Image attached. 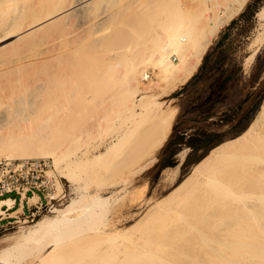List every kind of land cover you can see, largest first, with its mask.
I'll use <instances>...</instances> for the list:
<instances>
[{"label": "rangeland", "instance_id": "1", "mask_svg": "<svg viewBox=\"0 0 264 264\" xmlns=\"http://www.w3.org/2000/svg\"><path fill=\"white\" fill-rule=\"evenodd\" d=\"M94 1H96V0H94ZM103 1H105L106 4ZM103 1L99 0L98 2H94V4L97 3V4H95V6L96 5L97 6L96 7L94 6V11L96 9L97 12H100V14H97L96 11L94 13V16L97 17L98 20L96 18H94V21L97 20L96 22H94V29L91 30V32L89 34L82 32L81 33L82 37H79L76 34V31L78 30V27H79L76 19L75 18H69V19H66L64 21L58 22V23L52 25L51 27L49 26L50 28H48L46 30L43 29L44 32H43V30H40L38 33L32 34L27 38L24 37L25 39H19V41L17 40L18 36L15 34L9 36L8 39L3 38L4 42L0 40V48L2 47V49H0V54H1L0 58L1 59L8 60L9 58H11V55L15 56V53L25 51L29 47H30L29 49H31V47H32L33 50L39 54H41L43 52V54L41 56H39L36 60H26L23 62L22 65L13 66L11 68H4V69L0 70V98L4 97L3 101L6 100L7 103L10 102L9 104L12 105V109H10L11 111L9 110L10 114H7V116H5L4 118L2 116L0 117V146L2 144L5 146V144L3 142H7V139L9 140L8 135L9 136L12 135V136H10V138H12L11 140H15V141L18 138H19L18 141H20L21 140L20 138H22L21 135L25 136V135H27V134L29 135L31 133H33L34 137L36 138L37 134L34 132L41 128L42 130L40 129V130L36 131L38 133L40 131H42V133L40 132V135L42 134L41 136L47 135L46 138L48 136H49L48 138H51L52 135H48V134L53 133V136H55V137L53 138V136H52V138H51L52 141L57 139V140H55V142L48 140V143L50 141L52 144L53 143H54V145L56 144L55 146L60 144L59 147L61 149L65 148V150L64 149L59 150V148H57V150H56V152L59 151L57 153L59 155L56 154L59 157V164L58 165H56L54 163V158H52V157H49V156H43V157L42 156H37V157L35 156L34 157V156H32L33 158H49V159H51V161L53 163V168H54L53 173L56 176V180H57V190L54 192V194H55V196L64 195L63 199L58 200V201L55 200L54 201L55 205L52 208H47V209H44L43 211H40V212L34 211L35 215H33L32 217H24L19 221V223L11 225V226L7 227L6 229L0 230V252H2L8 246V244L5 243L6 239L19 234L21 231L25 230L27 227L34 225L35 222L40 220V219H43L45 217L55 216V213L53 212L54 209H63V208H66L67 206H71V205L74 206L75 203H76L75 206L77 205L76 208L85 207V206H87L89 208L94 207V199H95L94 195H95V193L98 194V192H99V194L102 195L101 196L102 199L106 202H109L106 206L109 210L107 212L106 217L102 221H100V223H97V222L94 223L93 222V228L92 229H91L92 225L91 226L89 225L90 226L89 232H91V231L94 232V230L98 229V228L99 229H105V228L109 227V228L117 229L121 233L124 232V235L127 234V235H125V239H127L131 243L132 238H133V240H134V238H135V240H137L136 237L139 238L140 236L142 238V235H139V234H142V231H143L144 240L142 239L143 241L141 240V242H139L138 240L137 241H138V243H140L139 244L140 246H141V244H143V242L145 243L144 246L145 245H147V246L144 247L142 245L141 247L140 246L139 247L141 249L144 247L143 250H145L146 253H149V255L152 254L153 257H155L157 255V257H155V258L157 260L160 258L162 261V262H159V264L160 263L165 264L166 262H168V264H193L192 261L194 262V264H196L195 263L196 261H197V263L201 262L200 264H203V263L207 264L208 263L207 259L210 256V255H208L209 252L211 254H213L212 250L214 251V249L211 247L212 245H210V247H209L210 249L206 246V245L209 246V244H206L207 238L214 233L215 234L210 236V237H213V236L217 237L219 235H220V237H222V236H224V234L227 233V231L224 230V226H226L225 225L226 221L224 222V224H223V222H221V226L223 225L222 226L223 229H222V227L219 226L220 225V222L218 220V219H220L219 217H221V214H222L221 218L224 220V216H223L224 214L226 215V214L232 212V209L235 210L236 208H241L242 206L245 205V203L243 202V204H241L242 203L241 201L238 202L239 200L237 201L236 199H240V198H237V196L236 197L233 196V198H235L234 200L236 201L235 204L233 202H231L230 199L233 200V198L231 196H230L231 197L230 199H229V197L227 198V200L229 201V204L227 203L228 205H225V202H220V203H224V204H220V205H218L219 204L218 202H215L213 204V206H215V204L217 203L215 207H213V208L208 207V209H207V212H209V214L212 213L211 217L208 214V217H209L208 218L207 216H205L207 214V212H205L206 213L205 215L203 214L204 213L203 211H205V210H203L204 207L202 208V211H201V208H198V209L195 208V207H199V206L201 207L203 205L205 206L207 204L206 202L205 203H202V202L199 203L200 200L198 198L206 195V193H208V194L210 193L209 190H205L208 185L207 186L204 185V187L206 186V188L204 189V187H203L202 188L203 191H201L199 193L198 192L196 193L195 190L191 191L192 189L195 188L194 187L195 182L189 183L188 186L186 185L187 187H183L181 189L180 188L178 189V184L192 172L193 167L197 164L196 163V164L191 165V166L185 165L186 158H187L189 152L191 151V149L187 146L181 147L178 154L175 157V165L163 169L161 171L160 176L158 177V172L160 169V161H161L162 155L164 154V150L167 147V145L171 139V135L174 132L175 125H177V129H176L175 134H180L184 128H190V132H195L198 129H210V130L222 133L226 137L225 141H228L230 139L237 137V136H233V134H235V132L239 129V127L242 126L241 124H243V125L247 124V128L250 126V124L252 123L253 119L255 118L257 112L259 111V109H260V107L264 101V27L260 26L259 21H258V17L256 14L254 19H252V20H249V21L241 20V21H239L238 24L234 27V29H232L229 32V35L226 38V46L230 47L232 56L235 59L242 62L243 68H244V73H243V76H242L240 82L238 83V85L235 86L231 90L229 100L227 102L223 103L222 105H220L216 109V116L215 117H213L209 121H205V120H202L201 117L195 118V116L189 112H185L184 114H182L180 116L182 103L185 102L187 104L192 98H194L195 100H199L200 98L207 96V93H205L206 92L205 88L200 87V86L198 87L197 84L192 85L190 88H188L185 91H181L178 96H175L174 94L177 91H180L185 84L180 85L176 90H174L170 94L161 97L160 100L171 101L173 105H176L178 107V114H177L173 129L171 131V134L169 136V139L167 140L165 146L161 150V153L158 157V160L153 164V166L150 169L134 176L129 182H127L125 184H121V183H116V182L120 181L121 178H123L122 175H125L124 173H125L126 169H125V166H123L125 164L122 163L123 165H121V162L119 163L120 165L116 164V162L101 164L102 162H99V163L94 165V156L97 154H100L101 152H103L105 150H107V148L113 142V139L117 138L119 133H121L123 128L128 123L127 113L124 111V108L121 107L123 105L122 104L123 100L120 99L121 94L120 95L117 94L116 98L114 97V98H112V100L109 99L108 97L113 94L112 92H114V91L121 92V90H124V88L126 87V85H125L126 81H125V83H123L124 82L123 79L126 77V73H124L125 72L124 69L126 68V72L128 71L127 67L130 68V66H131L130 63L134 62V61H132V60H134V58H132V57H134V55H137L135 60L136 59L140 60V61L142 60L141 62H144V64L147 65L145 67V70H146L147 74L149 75L148 78L143 80L142 85L140 86L139 93H138L139 96L143 97V96H148V95L155 94V93L159 92V90L164 86V82L162 81L161 70L159 69V67H156L157 65H155V63L158 62L157 56L148 57V55L150 54V51H149V53H147L148 52L147 47L158 46L157 44H155V42L150 43V41L152 40L151 37L155 38L156 33H158V32H159L158 34L160 35L161 29H162V33H163V31L169 30V29H167L166 25H168V28H171L173 26V23L175 24L176 21L179 22L180 27L182 26L181 24H184L181 27L182 29L177 27L178 22L175 24V25H177L175 27H177L178 29H181V30H187L188 27L190 29V26L193 24L194 21H195V23H194L195 26L197 24L196 22H199L198 24H201L200 22L203 20V18L205 19L204 15L207 13V11L209 12V10H210L209 7L212 8V10L214 9L213 3H215L216 0H213V1L210 0L212 3H210L209 0H206L207 2L205 0H180L184 5L183 7L180 6L182 9H180V8L177 9V7H178L177 4H175V5L172 4V6H171L170 4L174 3L173 0H170V1L161 0L163 2V4L161 3L160 0H146V1L139 0V1H142L141 2L142 4L140 2H138V0H134L133 3H132V0H103ZM125 1H127V2H125ZM158 1H160V3L163 6H165V8H169L170 6H171V8H173L174 6L175 7L172 10L168 9V11H167V9H165V11H164L165 13H164V12H162V10H164V7L162 5H161L162 7H160V4ZM165 1H166V3H168V5H170L169 7H167L166 4H164ZM251 1L252 0H249L247 5ZM128 2L131 4H129ZM175 2H176V0H175ZM204 2H206V3H204ZM102 3H103V5H102L103 7L101 6ZM135 3H137L138 5ZM150 4L153 6H151ZM211 4H212V6H211ZM23 5L21 2V5H20V7L22 6L21 10L18 7L19 8L18 11L21 12L23 9L22 14L26 18V19L24 18L25 22H26L27 20H29L30 18L33 17V16L31 17L32 10L38 6V3H37V0H33V1L30 0L28 3H26L25 6H23ZM122 5L125 6L126 8H130V6L132 5L133 8L131 7V9H129L130 11L128 12V11H125L128 9H125V7H123ZM128 5H130V6H128ZM157 5H159V6H157ZM106 6H107V8H106ZM206 6H208V7H206ZM246 6H245V8H246ZM263 6H264V1L260 4L258 11ZM27 7H28V9H27ZM111 7L113 10L111 9ZM146 7H148V9ZM1 8L3 9V6L0 5V11L2 12ZM101 8H102V10H101ZM104 8H106V10H108V11H104ZM157 8H159L160 10L162 8L163 9L161 11H159V9H157ZM245 8H244V10H245ZM24 9H25V11H24ZM99 9L101 11H99ZM120 9H121V11H123L122 13L120 12ZM179 9L181 11L183 10V12H185L186 14L188 13L186 15V17H188V15H190V14L193 16V19H192V17L190 19L188 18L189 20L186 18L188 21L194 20L193 22L190 21V25H189L188 21H187V23L185 22L186 24L182 21V19L184 17L182 19H180L179 15H177L178 18L181 20V22L179 21L177 16H176V18L174 17L173 14L176 15V12L179 11ZM212 10H210V12H215V10L217 11V8L215 7V10H213V11ZM18 11L17 12H16V10L9 11V13L3 12L4 13V15H3L4 19H5V14L7 13L6 14L7 19L5 20V23H4V19L1 20L2 18H0V21H2L4 23V25L0 28L1 29L0 33L2 32L1 34H3V32L5 31L4 28H6L7 25L10 24V22H13L12 20L17 15L19 16L21 14V13L18 14ZM102 11H103V13H102ZM142 11H143L144 15H143ZM200 11H201V13H198ZM106 12H108V14ZM3 13L0 14L1 17H2ZM117 13H118V15H117ZM102 14L105 15V17H106L105 19H104V16H102L103 18L98 16V15H102ZM114 14H116V15L114 16ZM169 14H170V18H171V16H173L175 19H178V20H175V22L171 21L172 18H171V20H169V18L166 16V15L169 16ZM180 14H184V13H180ZM200 14H201V16H200ZM239 15H237L235 18H237ZM156 16L158 19L156 20V24H153V23H155ZM99 17L101 18V20ZM149 18L151 19V21ZM152 18H154V19H152ZM102 20H104V21H102ZM20 21L23 22L24 20H20ZM98 21H100V22H98ZM187 24H188V27H187ZM202 24H203V21H202ZM185 25H186V27H184ZM193 25H192V27L195 28V26H193ZM228 25H226L220 31V33L216 36L217 38L216 37L214 38L212 44H214L220 38V36L225 33V30H226ZM158 26L161 27V29ZM164 26H165V28H164ZM152 27H154V28L152 29ZM183 28H185V29H183ZM174 29L176 30V28H174ZM150 30H151V34L153 33L152 31H154L155 34L151 35L149 32ZM80 31H81V29H80ZM5 33H6V31H5ZM136 33L139 37L136 36ZM158 34H157V36H159ZM140 37H142V38L140 39ZM76 39L78 41H76ZM68 40H71L70 43H73V44L76 43L74 46H94L93 52H91V49L88 51L85 48L88 52V54L86 55V58L87 57L88 58L86 61H82L83 64H87L88 62H90L94 58V100L92 99L93 102L91 101L92 102L91 104H90V101H87V102H89V104L87 102H84V99L82 97V95L84 93L83 92L81 94L80 98H78L79 97V95H78V97H77L78 100L76 99L74 101V104H72V103L69 104V102L67 103L66 101H64L65 103L63 105L59 101L60 102L59 105L61 107L65 108V110L67 111V114H70V116H68L67 114L64 115L65 117L62 119V121H60V123L58 122L56 124L57 121H55L54 123L52 121H50L51 120V118H50L51 113L50 112L53 110L52 109L53 103L50 102L51 103V105H50L48 103V101H46V100H48V98H47L48 96L46 94L47 91L44 92L43 89L39 90V89L33 87V85L35 84V83L33 84V82H34V78L36 80V78L38 79L39 77L40 78L46 77L45 73H47L46 72L47 69L44 70L45 69L46 56L44 55V52L46 51L47 46H64L63 44L66 43ZM143 40H144V43H141V42H143ZM11 42H12V44H11ZM8 43H10V44H8ZM5 44H6V47H5ZM3 45H4V48H3ZM12 46H13V48H12ZM41 46H43V48H41ZM134 46H137L138 48L134 47ZM135 48H137V49H135ZM146 48H147V50H146ZM129 49H134V51H136V52L138 51L139 53H140V51H144V52H143V54H142V52H141V54H139V53H136L133 51L135 53V54H133L132 50H129ZM138 49H140V51ZM13 50L15 53L13 52ZM125 50H126V52H125ZM169 51H170L169 54L173 53V52H171V50H169ZM124 52L127 53V57H126V54L124 55ZM128 52H129V55H128ZM5 54H6V56H5ZM138 54L143 55V56L145 55L148 58H146L145 56H144V58H143V56L142 57L140 56L141 57V59H140ZM253 54H255V55L251 59V56ZM93 55H94V57H93ZM8 56H10V57H8ZM257 56L259 57V61L257 62V66H256L255 70L252 71V67L255 63ZM125 57L128 59H132V60L131 61L127 60ZM6 58H8V59H6ZM13 58H15V57H13ZM156 58H157V60H156ZM169 58L171 60L173 59L172 61L175 63L178 62V59H177V57H175L174 54H171V56H169ZM1 59H0V61H4ZM137 60L135 62L141 63L140 61H137ZM135 62H134V64H135ZM126 63H128L130 66ZM141 66L142 67L144 66L143 63H141ZM123 73H124L125 77H123ZM17 75H19L20 77L22 75L20 80L24 81L23 82L24 84L22 83L21 85H25V87L28 85L29 87L27 86L28 88L24 89V90H27L28 93L24 91V92H22V94H24V95L19 94L18 96H16V97L20 96L19 98L21 99V97H22V99L19 100V98H17V102H15V101H11L12 99L7 100L6 95L8 94L9 91L2 90V86L4 84H6V82L8 81L9 78L19 77ZM26 78H28L29 80L28 79L26 80ZM125 80H126V78H125ZM26 83H27V85H26ZM4 87H5V85H4ZM33 88H35V89H33ZM29 90L30 91L32 90L31 93ZM3 91L7 92V93H3ZM39 91H41V92H39ZM26 93L28 94V96H25ZM110 93H112V94H110ZM114 93H116V92H114ZM38 94L40 96H38ZM89 94L91 96L92 93H89ZM45 98H47V99H45ZM106 100H108V102ZM18 101H20V102H18ZM0 102H2V101H0ZM12 102L14 103V105ZM15 103H18V104L15 105ZM20 103L22 105H20ZM48 107H50L49 110H48ZM10 108H11V106H10ZM81 108H82V110H81ZM93 108H94V110H93ZM78 111H80V112H78ZM48 112L50 113V115ZM78 113H80L82 116L84 114L85 115H84V117H81V119H80V114H78ZM92 113H93V116H92ZM86 114L89 117L94 119V127L91 126V127L87 128L86 120L89 117L87 116L88 118H86ZM8 115H9V117H8ZM48 116H49V118H48ZM75 118H77V119H75ZM226 120H229V121L232 120V122L228 123V124H224V121H226ZM79 121H81V123H79ZM82 123H84V124H82ZM71 132L73 135L71 134ZM33 134H31L32 138H34ZM28 135H27L26 139L29 138ZM60 137H62V138H60ZM3 138L6 141L3 140ZM13 138H16V139H13ZM23 138H25V137H23ZM42 138L44 139V137H42ZM46 138H45V140H46ZM71 139H73V140H71ZM45 140H43V141H45ZM37 141L39 142L40 140L39 139L36 140V143H37ZM65 145L67 148L65 147ZM30 146H33V147L30 148ZM34 146H35V144L33 145L32 143H30L28 145V147L32 150H35ZM174 146H173V148H174ZM8 148H3V146L0 147V151H1L0 157L1 158H3V157L7 158L9 154H12V156L16 155V157L15 156L14 157L18 158V159H19V155L22 156L21 154H19L20 151L19 152L16 150L14 151V147H11L9 149ZM30 149H29V151H30ZM65 151H66V153H65ZM24 152H28V151L25 150ZM31 152L35 153L34 151H31ZM181 152H185V157L183 159H181V157H180ZM16 153H18L19 155ZM119 153H121V149H116L113 152V154L115 156H117ZM169 153H170V151H167L166 154H169ZM9 156H11V155H9ZM28 158H30V157H28ZM20 159H22V158L20 157ZM81 162H82V164H81ZM79 164H81V165H79ZM83 168L85 169V172H84ZM71 169H73V170H71ZM66 173L69 175L68 178L64 177V175ZM198 176H196V177H198ZM248 176L250 177V175H248ZM248 176L246 178H249ZM244 177H242V178L240 177V179L238 178L239 180L238 179L233 180L232 183H234V185H232V187L236 186L235 181H237V182L239 181L238 182L239 184L242 181L243 182L245 181V183L247 184V182L245 180L246 178H244ZM242 179H244V180H242ZM196 180H197V178H196ZM240 180H241V182H240ZM101 182L104 183L106 186L111 184V183L112 184L114 183V185L109 186L107 188L100 189L98 185ZM243 182L240 184V187L242 186L247 191L253 189L252 186L248 187V189H247L246 185ZM239 184L236 186V188L234 187V189L231 187L233 192H235L234 190H236L238 193L242 192L243 188H239ZM242 184H244V186ZM210 186H212V185H210ZM240 189H241V191H238ZM245 189H244V191H245ZM210 190H212L211 187H210ZM189 191H191L192 193H195V196H194V194H192L193 200H192V198H190V200L193 203H191L190 200H188L187 203L183 202L184 204L181 202H177V203L174 202V200L179 199V197L183 196V194H185ZM214 191H211V192L214 193L213 195L215 196V198H217V199H218V197L220 198V196L215 195L216 193ZM233 192H232V195H233ZM194 198H195L196 202L194 201ZM197 200H199V201L197 202ZM251 200L249 199V201H248V199H247L246 205L251 206V205L255 204L256 205L255 208L261 214L263 213V215H264V212H263L264 211V206H263L264 202H261L259 200L260 202H258L259 203L258 204L255 200H253L254 203L250 202ZM230 202H231V206H230ZM261 203H263V205H261ZM156 204H157V206H156ZM177 204H178V206L176 207ZM179 204H182V207H179V206H181ZM199 204H201V205H199ZM232 204H233V206H232ZM197 205H199V206H197ZM223 205H225V206H223ZM255 205H253V206H255ZM192 206H195V207H192ZM227 206H230L231 208L228 209ZM234 206H237V207H234ZM168 207H169V209H168ZM225 207H227V208L225 209ZM160 208H162L163 210L165 209V211L167 209H168V211L170 209H172V211H170L171 213H168V211H167L168 215L166 214L164 216V218L170 217L171 219L170 218L169 219L163 218V220H165L166 222L169 221L171 223L168 222V224H167V223H165V221L161 220L162 222L158 221L159 224L156 222L154 224V226L153 225L150 226L149 223H150V220H152L151 216H153L154 210H155L154 215H156L158 212L163 211ZM173 208L175 210V213L173 211ZM210 208H211V210H210ZM196 209H197V212H196ZM212 209H214V210H212ZM158 210H160V211H158ZM198 211L199 212L201 211V212L199 213ZM210 211H213L215 215H213V212H210ZM216 211H217V214H216ZM220 212H221V214H220ZM235 212L236 211H234V213ZM199 215L203 216L204 218L202 219V217H200ZM230 215L233 216L234 214H230ZM230 215H227L229 217V219H230ZM215 216L216 217L218 216L217 219L214 218ZM184 217H185V219H184ZM199 217L203 221L205 219L204 224H202L203 221L201 223V220H199ZM206 217H207V219H206ZM252 217H254L256 219L255 220L254 218H252L254 221L253 222L251 220L252 224L255 223V225H256L257 223H259V221H262L261 224L264 225V223H263L264 219L259 220L261 218L257 217V218H259L257 221V218L255 217V215H253ZM148 218H150V220H148ZM177 218H178V220H177ZM210 218H211V220H210ZM213 218L215 220H213ZM229 219L225 218V220H229ZM196 220L198 222V226H200V224H201L199 229H198V226L196 228L193 225V224L197 225ZM147 221H148V223H147ZM190 221H191V223H190ZM206 221H207V223H206ZM227 223L230 224V221H227ZM172 224H173V226H172ZM186 224H188V225H186ZM189 224H191L192 226L191 225L189 226ZM208 224H209V226H208ZM214 224H215V226H214ZM259 225L260 224H258L256 226H259ZM148 226L151 229L153 228L154 231H153V229L152 230L149 229ZM186 226L187 227L189 226L188 228H191V230H189ZM211 226L212 227L214 226V228H212ZM253 226H254V224H253ZM260 226L257 228H260ZM183 227H185V228L183 229ZM192 227H193V229H192ZM209 227L211 230L209 229ZM158 228H159V230H158ZM195 228L198 231H196ZM202 228H203V230L201 232L200 229H202ZM215 229H216V231H215ZM172 230H173V232H172ZM185 230H187V232ZM220 230H222V231H220ZM199 231H200V233H199ZM260 231L262 232V228H260ZM179 232H182V233H179ZM218 232H219V234H217ZM262 233H263L262 235L264 236V231ZM154 234H156V236L158 234V236L156 237ZM180 234H182V235H180ZM199 234H201L202 237ZM138 235H139V237H138ZM178 235H180L181 237ZM164 236H165V238H164ZM174 237H176L175 239H178L180 237L179 240H177L178 244L176 243V240L174 239ZM146 238L148 241L149 240H151V241L145 242ZM181 238H184V240H181ZM202 238L203 239L205 238L204 240L206 242L203 241ZM157 240H158V242H157ZM189 240H190V242H189ZM200 240H202V241L200 242ZM101 242H102V240H101ZM162 242H163V245H161ZM196 243H198V244L196 245ZM199 243H201V244L204 243L202 245L203 247H201V245ZM132 244H134V241ZM97 245L100 247L99 248L96 246L97 248H99V250L102 249L103 244L101 245V243L100 244L98 243ZM108 245H110V243H106V246H108ZM152 245H153V247H152ZM199 246H200V248H199ZM94 247H95V245H94ZM155 247H157V248H155ZM159 247L162 249H160ZM97 248L94 250H98ZM153 248L155 249V253H154ZM149 250H150V252H147ZM162 251H164V252L162 253ZM193 251H194V253H193ZM94 252H96V251H94ZM205 252H207L206 253L207 256H206ZM184 255H186V256H184ZM177 257H178V259H177ZM160 259H159V261H160ZM180 259H181V261H179ZM174 262H177V263H174ZM0 264H2V263L0 262ZM156 264H157V262H156Z\"/></svg>", "mask_w": 264, "mask_h": 264}, {"label": "bare ground", "instance_id": "2", "mask_svg": "<svg viewBox=\"0 0 264 264\" xmlns=\"http://www.w3.org/2000/svg\"><path fill=\"white\" fill-rule=\"evenodd\" d=\"M29 1L30 0H0V5L3 6V9L1 8L2 12L0 11V14L3 12L9 13V11H14V10H16V12H17L19 10V8L21 10V7H22V6L20 7L21 2H22V5L25 3L23 5V6H25L26 3H28ZM31 1H33V0H31ZM98 1L97 0L96 1H94V0H37L38 6L32 10L31 17L32 16L33 17L30 18L29 20H27L28 22L26 21L27 22L26 23L25 22L26 18L22 14L23 9L21 12L18 11V14L19 13H21V14L19 16L17 15L18 17L16 16L17 18L15 17L14 18L15 20L13 19L12 20L13 22H10V24H8L6 28H4L6 33L4 30H3L4 31L3 34H1L2 32L0 33L1 34L0 40L3 41V38L8 39L9 36L15 34L18 36L17 40L19 41V39H25L32 34L38 33L40 30H43V29L46 30V29L50 28L52 25H54L58 22L64 21L66 19H69V18H75L76 19L78 26H79L78 30L76 29L77 30L76 34L79 37H82V35H81L82 32L89 34L91 32V30L94 29V22H96L98 20L97 17L94 16V13L96 11V9L94 11V6H95V4H97V3L94 4V2H98ZM101 1H103V0H101ZM133 1L134 0H132V3H133ZM142 1L138 0V2H140V3ZM144 1H146V0H144ZM160 1H158V2L160 4V7H162L163 2L161 1V3H162L161 4ZM166 1H170V0H166ZM166 1L164 2V4H166L167 7H169L170 5L172 6V4H174V5L177 4V6H178L177 9L178 8L182 9L181 7L184 6L180 0H176V2H175V0H173L174 3H171V4L169 3L170 5H168V3H166ZM103 2L105 3V1H103ZM125 2H127V1H125ZM206 2H204V3H206ZM248 2H249V0H218V1L216 0L215 3H213V8H214L213 10H215V7H216L217 11L215 10V12H210V10H212V8L209 7L210 13L207 11V13L204 15L205 19L203 18V20H202L203 24H202V21L200 22L201 24H198L199 22H196L197 24L195 26V24H194L195 21L193 20L194 21L193 22L192 20H190L193 22L194 25L193 24L192 25L195 26L196 29L193 28L192 25L190 26V29H189L188 24H187V27H188L187 30H181L182 29L181 27L184 24L180 23L182 25L180 27L179 22L178 21L175 22V20H178L179 18L182 19L183 17H184L183 18L184 20L182 19V21L184 23L185 22L187 23V21L191 17L193 19V16L191 14L188 15V17H186V15L188 13L186 14L185 12H183V10L181 11L179 9L180 12L175 11L176 15L173 14L175 18L177 15H179V18L177 16L178 19H175L173 16H171V18H172V20H171L170 14H169V16L166 15L169 18V20L175 22V24L178 22V26L173 23V26L171 28H168V25H166L167 29H169V30L163 31V33H162L161 27L158 26L161 29L160 30L161 34L159 35L158 34L159 32L156 33V36L154 35L155 38L151 37L152 40L150 41V43L155 42V44H157L158 46H150V47L146 46L148 48V50L146 48V50L148 51L147 53H149V51H150V54L148 55V57L157 56L158 62L156 61L157 63H155V65H157L156 67H159V69L161 70V77H162V81L164 82V86L159 90V92H157L155 94H151V95L143 96V97L139 96L138 93H139V89H140V86L142 85L143 80L149 77V75L147 74V72L145 70V67L147 65L144 64V62H141L142 60L140 61V60L136 59L137 61H140L141 63H143V65H144L143 67L141 66V63L135 62L136 61L135 58L137 57V55H134V57H132V58H134V60L126 58L127 53H125L126 52V50H125V52H124V55L126 54L125 58L127 60L134 61L135 64H134V62H131L130 63L131 66H130L128 63H126L130 66V68L127 67L128 68L127 72H126V68L124 69V71H125L124 73H126V77L123 73V77L126 78V80H125V78L123 79V81H124L123 83H125V81H126V83H125L126 87L124 88V90H121V92L114 91L116 93L112 92L113 94L110 93L112 95L109 94L110 96L108 95L109 97L108 96L107 97L112 100V98H114V97L116 98L117 94H119V95L121 94L120 99L123 100V103H122L123 105L121 107H123L124 111L127 113L128 123L123 128L121 133H119L117 138L113 139V142L110 144V146L107 148V150H105V151L101 152L100 154H97L94 156V165L99 163V162H102L101 164L114 163V162H116V164H118V165H120L119 164L120 162H121V165L125 164V165H123V166H125V169H126V171L124 173L125 175H122L123 178H121L120 181L116 182V183H121V184H125V183L129 182L134 176L150 169L153 166V164L158 160V157L161 153V150L163 149L167 140L169 139V136L171 134V131L173 129V126H174V123H175V120H176V117L178 114V107L176 105H173L171 101L160 100L161 97L170 94L171 92L176 90L180 85L186 84L194 76V74H196V72L199 69L200 65L202 64L204 56H205L206 52L208 51L210 45L212 44L214 38L220 33V31L226 25H228L237 15H239L244 10V8ZM137 3H135V4H137ZM210 3H212V2L210 1ZM129 4H131V3H129ZM102 5H103V3L101 4V6ZM128 6H130V5H128ZM151 6H153V5H151ZM157 6H159V5H157ZM171 6L169 8H165V6H163L164 10H162L163 9L162 8L161 9L162 12H164L165 9H167V11H168V9H171V10L174 9L175 6L173 8H171ZM211 6H212V4H211ZM123 7H125V6H123ZM131 7L133 8L132 5L130 6V8L125 7V9H128L125 11L129 12L130 11L129 9H131ZM206 7H208V6H206ZM106 8H107V6H106ZM106 8H104V11H108V10H106ZM146 8L148 9V7H146ZM27 9H28V7H27ZM111 9H112V7H111ZM157 9H159V8H157ZM101 10H102V8H101ZM101 10L99 9V11H101ZM161 10L159 9V11H161ZM24 11H25V9H24ZM120 12L122 13L123 11H121V9H120ZM102 13H103V11H102ZM106 13L108 14V12H106ZM142 13H143V11H142ZM180 13H184V14H180ZM198 13H201V11ZM6 14H5V19L3 16L4 13L2 14V17L0 15V18H2L1 20L4 19V23H5V20L7 19ZM97 14H100V12H97ZM115 15L116 14H114V16ZM117 15H118V13H117ZM143 15H144V13H143ZM98 16H100L101 18H103L102 16H104V19L106 18L105 15H103V14L98 15ZM157 16L155 19V23H153V24H156V20L158 19ZM200 16H201V14H200ZM257 17H258V21H259L260 26L264 27V6L262 8H260V10L257 12ZM94 18H96L97 20L94 21ZM101 18H100V20H101ZM186 18L187 19L189 18V19L187 20ZM152 19H154V18H152ZM180 19H179V21L181 22ZM20 20H24V21L22 22ZM102 21H104V20H102ZM150 21H151V19H150ZM190 21H188L189 25H190ZM98 22H100V21H98ZM4 23L2 21H0V28L4 25ZM175 26H177L181 29H178ZM184 27H186V25ZM153 28L154 27H152V29ZM164 28H165V26H164ZM172 28L173 29L176 28V30L175 29L173 30ZM80 29H81V31H80ZM183 29H185V28H183ZM151 30L149 31L150 34H151ZM43 32H44V30H43ZM152 32H153L152 34H155L154 31H152ZM157 34L159 36H157ZM136 36H138L137 33H136ZM141 38L142 37H140V39ZM70 41L71 40H68L66 43H64L63 44L64 46H47L46 51L44 52V55L46 56L45 69H44V70L47 69V71H46L47 73H45L46 77L45 78L39 77L38 79L36 78V80L34 78V82H33V84L35 83L33 85V87H35L39 90L43 89L44 92L47 91L46 94L48 96L47 97L48 100H46V101H48V103L50 105H51L50 102H52L54 105V106L52 105L53 110L51 109L52 110L50 112L51 115L48 112L50 115V118H51V120L50 119L49 120L52 121L53 123L55 121H57L56 124L58 122L60 123V121H62V119L65 117L64 115L67 114V111L65 110V108H63L59 105L60 102L63 105L65 103L64 101H66L67 103L69 102V104L70 103L74 104V101L76 99L78 100V98H80V96L83 92L84 93H83L82 97L84 99V102L90 101V104H91L93 102L92 99L94 100V58L90 62H88L87 64H83V62H82V61H86L88 58V57L86 58V55L88 54L87 50L89 51L91 49V52H93L94 46H74L76 43L73 44V43H70ZM76 41H78V40L76 39ZM141 43H144V40ZM8 44H10V43H8ZM11 44H12V42H11ZM5 47H6V44H5ZM134 47H137V46H134ZM3 48H4V45H3ZM12 48H13V46H12ZM29 48L26 50L24 49L25 51H21L22 53L21 52L15 53L13 50V52L15 53V56L11 55V58H9V59L6 58L8 60L0 58L1 60H4V61H0V70H2L4 68H11L13 66L22 65L23 62L26 60H36L39 56H41L43 54V52L41 54L35 52L32 47H31V49H29ZM41 48H43V46H41ZM137 48H135V49H137ZM0 49H2V47ZM168 49L171 50V52H173L171 54H174L175 57H177V59H178L177 63L173 62L172 61L173 59L171 60L169 58V56H171V54H169L170 51ZM129 50H132V52L134 51V49H129ZM138 50L140 51V49H138ZM134 52H136V51H134ZM134 52H133V54H135ZM141 52L143 54L144 51H140V53L137 51L136 53L141 54ZM128 55H129V52H128ZM254 55L255 54H253L251 56V59L254 57ZM5 56H6V54H5ZM140 56L142 57L143 55H139V57ZM144 56H143V58H144ZM8 57H10V56H8ZM13 57H15V58H13ZM93 57H94V55H93ZM141 57H140V59H141ZM145 57L148 58L147 56H145ZM157 58H156V60H157ZM17 76H19V75H17ZM21 77H22V75H21ZM21 77L19 76L16 78H13V77L9 78L8 81L6 82V84H4L5 87H4V85L2 86V90L9 91L8 94L6 95L7 100L12 99L11 101L17 102V98H19L20 96L19 97H16V96H18L19 94H22V92H24V91L28 93V91L24 90V89H27L29 86L27 85V83H26V85L28 87L27 86L25 87V85H21L24 82V81L20 80ZM28 78H26V80ZM35 88H33V89H35ZM4 91H3V93H7ZM31 91H30V93H31ZM39 92H41V91H39ZM89 93H92L91 96ZM26 94H25V96H28V94L27 95ZM22 95H24V94H22ZM78 95H79V97H78ZM38 96H40V95L38 94ZM3 98L2 97L0 98V101H2V102H0V117L2 116L4 118L5 116H7V114H10V111H11L10 109H12V105L9 104L10 102L7 103L6 100L3 101ZM47 98H45V99H47ZM21 99H22V97H21ZM21 99L19 98V100H21ZM106 101L108 102V100H106ZM18 102H20V101H18ZM87 103L89 104V102H87ZM16 104H18V103H15V105ZM13 105H14V103H13ZM20 105H22V104L20 103ZM10 106H11V108H10ZM50 107H48V110ZM81 110H82V108H81ZM93 110H94V108H93ZM78 112H80V111H78ZM93 113H92V116H93ZM78 114H80V113H78ZM87 114H86V118L89 117L88 116L89 114L88 115ZM67 115L70 116V114H67ZM84 115L82 116L80 114V119H81V117H84ZM8 117H9V115H8ZM48 118H49V116H48ZM77 118H75V119H77ZM86 122H87V128L91 127V126L94 127V119L93 118L89 117L86 120ZM79 123H81V121H79ZM82 124H84V123H82ZM40 129H38V130H40ZM38 130H36V131H38ZM36 131L34 133L37 134V135L35 134L37 136L36 137L37 139L34 137V134L31 133V134H33L34 138L31 137V134H29V135L27 134L29 136V138H27V139H26L27 135H25V136L21 135L22 138H20L21 139L20 141H18L19 136L17 137L18 139L15 141V140H11L12 138H10V136H12V135L9 136L7 134L9 140L7 139V142H3L6 147L2 143H1L2 145L0 147H2V146H3V148H8L9 146H10L9 148L14 147V151L15 150L18 152L20 151L19 154L22 155V156H20L18 153H16L19 155V159H20V157L22 159H28V157L31 158L32 156H34V157L35 156L36 157L37 156H42V157L43 156H49V157L54 158V163L56 165H58L59 164V157L57 155H59V154H57V153L59 151L56 152V150H57V148H59V150L61 149L59 147L60 144L57 145L58 146L57 147V146H55L56 144L54 145V143L52 144L50 141L48 143V140L52 141L51 138L53 136V133L48 134V135H52V136H51V138H48L49 137L48 136L47 137L48 139H47L46 138L47 135L46 136H41L42 134L40 135V132L42 133V131H40L39 133ZM71 134H72V132H71ZM23 137H25V138H23ZM40 137L41 138L44 137V139L43 138L41 139ZM54 137L55 136H53V138ZM45 138H46V140H45ZM60 138H62V137H60ZM13 139H16V138H13ZM35 139L36 140L39 139L40 141L39 142L37 141V143H36ZM73 139H71V140H73ZM3 140H5V139L3 138ZM43 140H45V141H43ZM55 140H57V139H55ZM55 140L52 142H55ZM30 143H32L33 145L35 144V146H34L35 150L30 149L33 146H30V148L28 147V145ZM65 147H66V145H65ZM28 148L30 149V151ZM62 149L65 150V148H62ZM116 149H121V153H119L117 156H115L113 154V152ZM25 150L28 152H24ZM31 151H34L35 153H33ZM65 153H66V151H65ZM9 155H11V156H9ZM9 155H8V157L6 156L7 158L3 157L4 159L0 157V160H17L18 159V158H15L16 155H14L15 157L12 156V154H9ZM180 157H181V159H183L185 157V152H181ZM82 162H81V164H82ZM81 164H79V165H81ZM73 169H71V170H73ZM84 172H85V169H84ZM248 175H250V177ZM196 176H198V177H196ZM247 176L250 179L246 178ZM64 177L68 178L69 175L66 173L64 175ZM240 177L246 178L245 180H246L248 185L245 183V181L244 182L242 181V182L246 185L247 189H248V187L252 186L254 190L252 189V190L247 191L242 186L240 187V184L242 183L240 180L241 183L239 184L238 183L239 181L238 182L235 181V183H236L235 185L237 186L239 184V188H243L242 192L238 193L236 190H234L236 193L233 192L231 187H232V185H234V183H232V182H233V180H237L238 178L240 179ZM196 178H197V180H196ZM242 180H244V179H242ZM189 183H194L195 188L193 187L194 189H192L191 191L195 190L196 193L203 191L202 188L204 187V185H206V186L208 185L207 186L208 189L206 188V186L204 187V189L206 188L205 190H209L212 195L210 193L209 194L206 193V195L198 198L200 201L197 200V202L199 201V203L200 202H202V203L206 202L207 203L205 205L206 207L204 205L200 207L199 205H201L202 203L197 205L199 207L192 206V207H195L197 209L201 208V211H202V208L204 207L203 210H205V211H203L204 213L202 212L204 215L206 214L205 212H207L208 207L213 208L216 206L217 203L215 204V206H213V204L215 202H218L219 203L218 205L224 204V203H220V202H225V205H228L229 204V201L227 200L228 197L230 199L231 197L233 198V196L234 197L237 196V198H240V199H236L237 201L239 200L238 202L241 201L242 202L241 204H243V202L245 203V205L242 206L241 208H236L235 210L232 209V212H230L231 211L230 210L229 211L230 213H228L226 215L224 214L223 215L224 220L221 218L222 214L220 212L221 217H219L220 219H218L220 222L219 226H221V222H223V224H224V222L226 221L225 222L226 226H224V230L227 231V233L224 234V236H222L223 238L220 237V235L219 236L216 235L218 238L215 236L210 237V236L214 235L215 233L212 235L209 234L210 236L208 237L204 233L208 237V238L206 237L207 238L206 244H209V246L206 244L205 245L208 248L210 247V245H212L211 247L214 249V251L212 250L213 254H211L210 252L208 254L210 256L207 259V261H208L207 264H264V236L262 235L263 234L262 232L264 231V228H263L264 225L261 224L262 221H259V223L256 224V225L260 224L262 226L261 227L259 225L260 228H262V232H261L260 228H257L259 226H256L255 223H253L254 226L252 224V221H253L252 218H254V217H252L253 215H255L256 218L257 217L261 218V219L257 218V221H258V219L259 220L264 219V215H263V213L261 214L255 208L256 207L255 204H253L255 206L246 205L247 199H248V201H249V199L250 200L252 199L250 202H253V200H255L257 203L260 201L264 202V101H263L259 111L257 112L255 118L253 119L252 123L250 124V126L243 133L238 135L237 137L230 139L228 141H225V142L217 145L216 147H214L200 162H198L193 167L192 172L178 184V189L179 188L181 189L183 187H187L189 185ZM244 184H242V185L244 186ZM113 185H114V183L113 184L111 183V184L106 186L104 183L101 182L98 186L100 189H103V188H107V187L113 186ZM210 185H212V186H210ZM209 186L211 187L212 190H210ZM236 186H234V187L236 188ZM234 187H232V188L234 189ZM244 189H245V191H244ZM191 191L183 194V196L179 197V199H177V200H174V202L175 203H177V202H181V203L186 202L187 203L188 200H190V198L193 197L192 194H194V196H195V193H192ZM211 191H214L216 193L215 195L220 196L221 199L219 197H218V199L215 198V196L213 195L214 193ZM238 191H241V189ZM232 192H233V195H232ZM94 196H95L94 207H92V208H89L87 206L76 208L77 205L75 206V204H76L75 203L74 204L75 207L71 205V206H67L66 208H63V209H54L53 212L55 213V216L45 217L43 219H40V220L36 221L34 225L27 227L25 230L21 231L19 234L6 239L5 243L8 244V246L2 252H0V262L2 264H156V262H157V264H159V262H162L160 258H159L160 261H159V259L157 260L155 258V257H157V255L156 256L154 255L155 257H153L152 254L149 255V253H146L145 250H143V248L147 246V245L144 246V244H145L144 242H143V244H141V246L143 245L144 247L142 249L140 248L141 246L139 245L140 243H138V241L141 242L142 239L144 240L143 231H142V234H139V235H142V238H141V236L139 237V235H138L139 238L136 237V239L138 241L135 240V238H134V240L132 238L131 243L127 239H125V235H127V234L124 235V232L121 233L117 229H113V228H109V227L105 228V229H99L98 228V229H95L94 232L93 231L89 232L90 231L89 227L91 225H92L91 229L93 228V222L94 223H96V222L100 223V221H102L106 217L107 212L109 210L106 207L109 202L104 201L101 197L102 195L99 194V192H98V194L95 193ZM234 199L235 198H233V200L232 199H230V200H231V202H233L235 204L236 201ZM192 200H193V198H192ZM194 201H195V198H194ZM7 202L10 203V200ZM231 202H230V206H231ZM3 203L4 202L0 201V205ZM191 203H193V202L191 201ZM179 205H181L179 207H182V204H179ZM225 205H223V206H225ZM261 205H263V203H261ZM156 206H157V204H156ZM177 206H178V204L176 205V207ZM230 206H227L228 209L231 208ZM232 206H233V204H232ZM227 207H225V209ZM234 207H237V206H234ZM211 208H210V210H211ZM160 209L163 210L162 208H160ZM168 209H169V207H168ZM168 209L166 211H165V209L163 211L158 210L160 212H158L156 215H154L155 214V210H154V212H153L154 214H153V216H151L152 220H150V218H148V220H150V223H149L150 226H152V225L154 226V224L156 222L158 223V221H160V222L165 221V220H163L164 216L166 214L168 215V213H171L170 211H172V209H170L169 211H168ZM197 209H196V212H197ZM212 210H214V209H212ZM167 211H168V213H167ZM173 211L175 213L174 208H173ZM234 211H236V212L238 211V212L234 213ZM210 212H213V211H210ZM208 214H209V212H207V214L205 216L208 217ZM211 214H209L210 217H211ZM216 214H217V211H216ZM230 214H234V215L232 216ZM213 215H215L214 212H213ZM227 215H230V219ZM199 216L202 217V219L204 218L201 215H199ZM200 217H199V220H201ZM207 217H206V219H207ZM217 217L215 216L214 218L217 219ZM166 218H168V217H165L164 219H166ZM214 218H213V220H215ZM225 218L229 219V220H225ZM184 219H185V217H184ZM177 220H178V218H177ZM210 220H211V218H210ZM202 221L203 220H201V223H202ZM204 221H205V219H204ZM204 221L202 224L205 223ZM227 221H230V224L227 223ZM168 222L169 221H167V222L165 221V223H167V224H168ZM196 222H197V220H196ZM147 223H148V221H147ZM169 223H171V222H169ZM190 223H191V221H190ZM206 223H207V221H206ZM263 223H264V221H263ZM173 224H172V226H173ZM186 225H188V224H186ZM190 225L191 224H189V226ZM193 225H194V227L197 228L198 222H197V225H195V224H193ZM200 226H201V224H200ZM200 226H198V229ZM208 226H209V224H208ZM214 226H215V224H214ZM214 226L213 227L211 226V227L214 228ZM159 228H158V230H159ZM184 228L185 227H183V229ZM196 228H195V230H196ZM149 229H151V228L149 227ZM188 229L191 230V228H188ZM192 229H193V227H192ZM209 229H210V227H209ZM222 229H223V227H222ZM202 230H203V228L200 229L201 232H202ZM153 231H154V229H153ZM185 231L187 232V230H185ZM196 231H198V230H196ZM200 231H199V233H200ZM215 231H216V229H215ZM220 231H222V230H220ZM172 232H173V230H172ZM182 232H179V233H182ZM201 234H199V235L201 236ZM217 234H219V232ZM154 235L156 236V234H154ZM180 235H182V234H180ZM180 235H178V236H180ZM157 236H158V234H157ZM164 238H165V236H164ZM175 238L176 237H174V239ZM179 238L175 239L177 244H178L177 240H179ZM204 239L202 238L203 241H205ZM101 240H102V242H101ZM181 240H184V238H181ZM202 240H200V242ZM133 241H134V244H132ZM147 241L148 240L146 238L145 242H147ZM149 241H151V240H149ZM97 242L99 244L101 243V245L103 244L102 249L99 250L100 247L97 245L98 244ZM157 242H158V240H157ZM189 242H190V240H189ZM106 243H110V245L106 246ZM197 244L198 243H196V245ZM199 244L201 245V247H203L202 245L204 243H202V244L199 243ZM94 245H95V247H94ZM161 245H163V242ZM96 246L99 248H97ZM152 247H153V245H152ZM96 248L98 250H94ZM155 248H157V247H155ZM199 248H200V246H199ZM160 249H162V248H160ZM153 250L155 253L154 248H153ZM94 251H96V252H94ZM164 251H162V253ZM147 252H150V250ZM193 253H194V251H193ZM206 253L207 252H205V254ZM184 256H186V255H184ZM206 256H207V254H206ZM177 259H178V257H177ZM179 261H181V259ZM174 263H177V262H174ZM192 263L194 264L193 261H192ZM195 263L200 264L201 262L197 263V261H196ZM160 264H162V263H160ZM165 264H168V262H166Z\"/></svg>", "mask_w": 264, "mask_h": 264}, {"label": "trees", "instance_id": "3", "mask_svg": "<svg viewBox=\"0 0 264 264\" xmlns=\"http://www.w3.org/2000/svg\"><path fill=\"white\" fill-rule=\"evenodd\" d=\"M263 1L252 0L245 10L231 21L225 33L209 47L196 74L180 91L174 94L178 96L181 91L187 90L194 84L205 88V93H207V96L199 100L192 98L187 104L182 103L180 116L189 112L195 118L201 117L202 120L209 121L216 116V109L229 100L231 90L238 85L243 76L244 68L242 62L232 56L230 47L226 46V38L239 21L254 19ZM258 61L259 57L257 56L252 71L255 70ZM231 122L232 120H226L224 124ZM241 125L233 136H238L247 129V124ZM176 129L177 125H175L171 139L162 155L158 177L163 169L175 165V157L181 147L187 146L191 149L185 161L186 166H191L200 162L214 147L226 139L222 133L210 129H198L195 132H190V128H184L180 134H175ZM167 151L170 153L166 154Z\"/></svg>", "mask_w": 264, "mask_h": 264}, {"label": "built area", "instance_id": "4", "mask_svg": "<svg viewBox=\"0 0 264 264\" xmlns=\"http://www.w3.org/2000/svg\"><path fill=\"white\" fill-rule=\"evenodd\" d=\"M49 158H28L17 160H0V199L22 200L28 195L40 196L43 202L34 205L40 212L52 208L54 201L63 199L64 195L55 196L57 180ZM35 215V212L30 216Z\"/></svg>", "mask_w": 264, "mask_h": 264}, {"label": "crops", "instance_id": "5", "mask_svg": "<svg viewBox=\"0 0 264 264\" xmlns=\"http://www.w3.org/2000/svg\"><path fill=\"white\" fill-rule=\"evenodd\" d=\"M1 202H4L0 205V230L6 229L7 227L19 223V221L24 217H30L34 211V205L36 203L43 202L42 197L28 195L27 198L22 200L10 199L8 198L0 199Z\"/></svg>", "mask_w": 264, "mask_h": 264}]
</instances>
